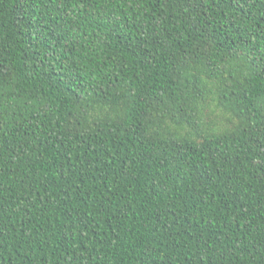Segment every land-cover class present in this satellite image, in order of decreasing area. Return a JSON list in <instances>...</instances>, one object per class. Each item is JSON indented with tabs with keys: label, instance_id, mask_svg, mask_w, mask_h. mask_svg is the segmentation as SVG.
I'll return each mask as SVG.
<instances>
[{
	"label": "trees",
	"instance_id": "obj_1",
	"mask_svg": "<svg viewBox=\"0 0 264 264\" xmlns=\"http://www.w3.org/2000/svg\"><path fill=\"white\" fill-rule=\"evenodd\" d=\"M0 264H264V0H0Z\"/></svg>",
	"mask_w": 264,
	"mask_h": 264
}]
</instances>
